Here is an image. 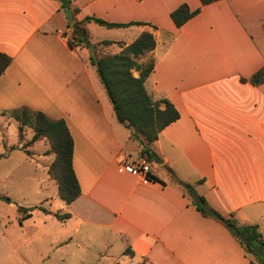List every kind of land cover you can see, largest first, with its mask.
Returning a JSON list of instances; mask_svg holds the SVG:
<instances>
[{
  "label": "crops",
  "instance_id": "crops-1",
  "mask_svg": "<svg viewBox=\"0 0 264 264\" xmlns=\"http://www.w3.org/2000/svg\"><path fill=\"white\" fill-rule=\"evenodd\" d=\"M184 2L202 10L177 28L171 13ZM71 7L78 12L69 20L60 0H0V51L13 57L0 77V125L13 124L5 111L25 106L65 119L75 140L82 193L71 204L60 198L59 210L57 198H46L49 210L71 214L64 221L73 236L64 242L79 235L126 241L135 264H253L174 177L194 184L221 214L264 232V83L251 82L264 67V0H71ZM89 15L153 24L107 27L114 32L87 25L93 43L126 46L144 31L157 40L139 62L155 60L147 88L168 98L180 118L152 145L160 160L146 157L148 179L122 171L141 157V146L117 119L91 50L69 45L71 25ZM93 30L123 35L94 38Z\"/></svg>",
  "mask_w": 264,
  "mask_h": 264
},
{
  "label": "trees",
  "instance_id": "trees-1",
  "mask_svg": "<svg viewBox=\"0 0 264 264\" xmlns=\"http://www.w3.org/2000/svg\"><path fill=\"white\" fill-rule=\"evenodd\" d=\"M60 1L67 11L69 20H72V15L78 12V9H72L71 0ZM216 1L219 0H201L203 6ZM201 10V7L192 9L188 3L184 2L172 11L171 18L177 28H181ZM90 22H96L108 28L132 25L153 26V24L146 21L113 22L89 15L71 25L73 33L68 42L72 48L84 45L91 50V61L96 66L100 80L113 104L117 119L131 130V137L137 140L141 146L142 157L160 160L153 151L152 145L159 139L161 132L167 126L180 118V112L168 98L150 93L146 85L147 79L155 69V60L151 59L149 62L141 63L139 59L155 49L157 45L155 35L150 31H144L126 46H124V42L103 40L101 42L103 45L116 43L122 47V50L119 53L98 55V43H93L90 39V31L87 26ZM12 62L11 55L0 51V77ZM134 70L139 71L140 75L135 76ZM251 82L255 85L264 83V67L253 75ZM5 113L19 123L20 139L23 137L24 129L30 128L34 132L30 144H34L42 138H46L50 142L51 151L56 154V158L49 167V174L58 182L59 197L67 204L75 201L82 191L74 168L75 140L66 120L63 118L53 119L42 111H35L25 106L5 111ZM174 178L192 197L193 204L203 216L221 222L231 231L245 250L253 255V264H264V232L258 224H239L233 216H225L210 206L206 198L198 194L194 184L177 177ZM4 199L13 203L9 196H5ZM36 208L54 215L59 220L71 217L70 213L54 212L43 206H19L21 219L32 217ZM125 254L133 256L134 251L128 246Z\"/></svg>",
  "mask_w": 264,
  "mask_h": 264
},
{
  "label": "rangeland",
  "instance_id": "rangeland-1",
  "mask_svg": "<svg viewBox=\"0 0 264 264\" xmlns=\"http://www.w3.org/2000/svg\"><path fill=\"white\" fill-rule=\"evenodd\" d=\"M92 32L94 38L123 35L105 34L100 30ZM169 39L165 35L164 43ZM101 42H97L98 55L113 54L121 47L116 43L103 45ZM6 115L13 124L0 125V156L3 155L0 157V264H135L128 255H123L126 245H129L126 241L109 245L106 240L100 241L97 238L89 241L79 235L65 243L73 236V232L68 229L69 222L53 216L47 217L39 208L33 211L32 217L21 219L19 206H43L48 209L50 200L46 201L47 197L57 198L54 205L56 210L60 209L59 202L64 203L58 195L57 180L49 174V167L56 158L50 142L42 138L30 144L34 135L30 128L24 129L20 139L14 118ZM5 196H9L13 203L6 201ZM68 230L67 233H61ZM139 264L146 263L144 261Z\"/></svg>",
  "mask_w": 264,
  "mask_h": 264
},
{
  "label": "built area",
  "instance_id": "built-area-1",
  "mask_svg": "<svg viewBox=\"0 0 264 264\" xmlns=\"http://www.w3.org/2000/svg\"><path fill=\"white\" fill-rule=\"evenodd\" d=\"M122 171L136 176H143L148 179V174L151 171V163L146 157L141 156L130 162H124L122 165Z\"/></svg>",
  "mask_w": 264,
  "mask_h": 264
}]
</instances>
